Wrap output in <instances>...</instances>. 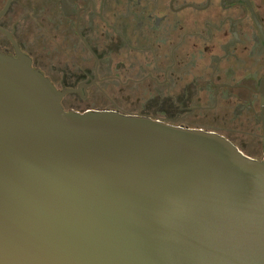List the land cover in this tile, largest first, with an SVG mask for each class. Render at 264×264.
Returning <instances> with one entry per match:
<instances>
[{"label":"water","instance_id":"water-1","mask_svg":"<svg viewBox=\"0 0 264 264\" xmlns=\"http://www.w3.org/2000/svg\"><path fill=\"white\" fill-rule=\"evenodd\" d=\"M64 93L0 52V264H264V162Z\"/></svg>","mask_w":264,"mask_h":264},{"label":"flooded vegetation","instance_id":"flooded-vegetation-1","mask_svg":"<svg viewBox=\"0 0 264 264\" xmlns=\"http://www.w3.org/2000/svg\"><path fill=\"white\" fill-rule=\"evenodd\" d=\"M0 52L65 111L214 133L264 162V0H0Z\"/></svg>","mask_w":264,"mask_h":264}]
</instances>
